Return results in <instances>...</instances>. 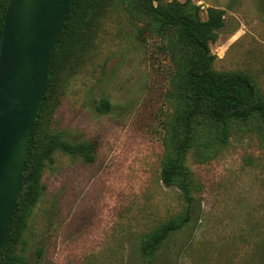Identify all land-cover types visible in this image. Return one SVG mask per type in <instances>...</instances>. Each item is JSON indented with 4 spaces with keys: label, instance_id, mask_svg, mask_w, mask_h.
<instances>
[{
    "label": "rangeland",
    "instance_id": "1",
    "mask_svg": "<svg viewBox=\"0 0 264 264\" xmlns=\"http://www.w3.org/2000/svg\"><path fill=\"white\" fill-rule=\"evenodd\" d=\"M155 1H188L201 20L208 8L222 10L224 26L208 43L213 69L247 74L264 97V0ZM187 57L173 28L158 31L132 0H107L60 73L35 137L37 155L60 140L91 143L93 160L59 149L43 158L42 188L20 206L7 264H150L141 242L186 208L161 170L181 140ZM192 125L182 164L193 218L170 264H264V128L255 118L235 121L223 139L206 116Z\"/></svg>",
    "mask_w": 264,
    "mask_h": 264
},
{
    "label": "trees",
    "instance_id": "2",
    "mask_svg": "<svg viewBox=\"0 0 264 264\" xmlns=\"http://www.w3.org/2000/svg\"><path fill=\"white\" fill-rule=\"evenodd\" d=\"M132 2L152 19L158 31L173 28L178 41L188 52L187 65L183 72L186 102L183 111L177 116L182 126L181 140L174 148L173 158L167 160L161 170L163 183L167 186L175 185L181 191L186 208L181 217L161 224L148 234L140 245V257L150 264H157V251L163 244L172 240L166 248L164 259V264H170L176 261L178 252L186 243L188 237H183L182 233L193 218L191 210L193 197L190 194L186 169L182 164V156L188 148L193 129L192 122L206 116L211 122L222 127L223 139L227 126L235 121H249L255 118L264 128V97L258 96L255 85L247 74L219 72L213 69L215 56L211 54L208 43L213 33L224 26L222 10L208 8L206 18L201 20L197 16V8L188 1L162 3L155 0H132ZM7 4L8 0H0V40ZM106 4L107 0H71L69 4L33 121L18 198L1 246L0 264L11 261L6 249L9 243L14 241L13 231L15 232L21 225L18 222L23 215L20 210L21 204L33 203L42 188L39 181L44 166L43 158L54 149H59L68 155L82 156L86 162L93 160L91 143L69 144L54 140L43 153L37 155L34 149L39 122L49 106L59 75L79 45L86 26L92 18L102 13ZM100 106L104 110L110 108L106 100H102ZM179 234L183 237L181 240L178 239Z\"/></svg>",
    "mask_w": 264,
    "mask_h": 264
},
{
    "label": "water",
    "instance_id": "3",
    "mask_svg": "<svg viewBox=\"0 0 264 264\" xmlns=\"http://www.w3.org/2000/svg\"><path fill=\"white\" fill-rule=\"evenodd\" d=\"M71 0H8L0 40V248L23 176L29 137Z\"/></svg>",
    "mask_w": 264,
    "mask_h": 264
}]
</instances>
